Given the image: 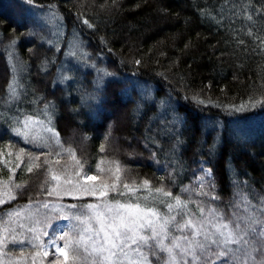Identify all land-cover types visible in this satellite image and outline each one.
<instances>
[{
    "label": "trees",
    "instance_id": "16d2710c",
    "mask_svg": "<svg viewBox=\"0 0 264 264\" xmlns=\"http://www.w3.org/2000/svg\"><path fill=\"white\" fill-rule=\"evenodd\" d=\"M11 1L18 6L0 0V177L4 181L12 175L9 169L20 163L17 155L27 161L29 154L50 151L30 142L32 136L50 135L41 125L31 126L26 141L14 136L6 121L37 115L45 103L54 102L53 124L59 139L64 148L70 145L75 150L89 175L114 179L119 161L122 182L141 184L147 179L152 188L164 186L173 195L182 185H190L195 201L204 198L195 195L194 174L207 161L204 167L213 170L220 197L212 206L228 217L243 212L241 196L232 183L236 180L251 203L259 205L264 196V0H33L32 5ZM31 6L59 14L65 34L56 38L43 26L32 28L25 16L21 19L20 13ZM73 33L85 43L82 51L87 56L82 63L115 73L101 87L100 106L84 104L89 94L96 93L94 68L75 63L71 71L65 70L68 79L58 82L66 56L70 60ZM125 80L147 82L154 97L171 98L172 108L183 120L178 126L183 143L175 156L170 150L176 138L167 131V121L175 113L165 114L163 106L135 111L129 97L119 94ZM17 81L21 98L9 103V85ZM241 105V111L234 110ZM237 128L247 134L238 135ZM214 139L217 148L210 154ZM51 152L41 155L37 163L43 165L48 159L56 170H71L74 161L67 153L55 145ZM26 169L27 163L21 164L13 181L23 183L27 191L0 205V211L27 205L30 197L49 199L39 187L47 178L46 166L32 173ZM141 194L146 190L141 189ZM64 202L75 203L70 197ZM189 207L198 211L195 203ZM18 231L22 238L23 230ZM33 251L25 245V254ZM53 258H45L44 264Z\"/></svg>",
    "mask_w": 264,
    "mask_h": 264
},
{
    "label": "snow or ice",
    "instance_id": "6c2138e0",
    "mask_svg": "<svg viewBox=\"0 0 264 264\" xmlns=\"http://www.w3.org/2000/svg\"><path fill=\"white\" fill-rule=\"evenodd\" d=\"M26 3L32 5L33 0H26ZM47 19H55L54 13L50 12ZM91 67L97 71V89L95 94L88 95L84 104L100 106L103 103L99 95L103 82L106 77H115V73L99 69L95 64ZM67 79L61 73L60 80ZM121 83L123 87L119 94L129 97V101L136 105L135 111L156 110L163 106L165 114L169 110L175 113L167 121L170 125L167 131L176 138L170 150L175 156L183 143L181 127H178L183 125V120L172 108L171 98L154 97L147 82L125 80ZM16 85L18 81L9 85V103L21 98ZM133 95L137 99L132 100ZM243 108L241 105L234 110L239 112ZM55 114V103L47 102L37 115H25L23 120L12 116L10 122L6 121L9 131L26 141L30 139L31 126L41 125L50 135L46 138L32 136L30 142L41 149L48 147L50 151L29 154L27 161L20 155L16 156L20 163L9 169L12 175L7 181L0 177V205L16 200L17 195L22 196L27 191L23 183L13 181L16 169L23 163H27L29 173L46 166L47 178L39 187L49 199L33 201L30 197L27 205L0 211V264H26L29 259L30 264H37L38 257L41 258L40 264H44V259L50 256L54 258L48 264H154L150 257L155 259V264H264V196L260 197L259 205L252 204L248 195L241 192L240 182L233 181L244 210L233 212L231 217L226 216L222 210L212 206L220 197L216 194L213 170L204 167L207 161H202L194 174L198 185L195 195L204 198L195 201L190 185H182L180 192L173 195L164 186L152 188L147 179L141 184L122 182L119 161L116 162L114 179L89 175L85 164L77 159L75 150L70 145L64 148L53 124ZM40 115L44 116L43 120L39 119ZM236 132L240 136L247 134L243 128H237ZM53 145L74 161L71 170H56L48 159L43 161V165L37 163L41 155L47 157L52 154ZM216 148L214 139L209 153ZM24 151L20 149L21 153ZM55 155L59 157L62 153L56 152ZM176 183L173 179L172 187ZM141 189L147 194L142 195ZM184 194H187V199L183 198ZM65 197L72 198L75 203L66 204ZM190 203H195L198 211H193ZM18 230H23L22 238ZM177 232L181 234L176 235ZM25 245L34 251L25 254ZM17 247L19 255H15Z\"/></svg>",
    "mask_w": 264,
    "mask_h": 264
},
{
    "label": "rangeland",
    "instance_id": "374dc122",
    "mask_svg": "<svg viewBox=\"0 0 264 264\" xmlns=\"http://www.w3.org/2000/svg\"><path fill=\"white\" fill-rule=\"evenodd\" d=\"M5 3H8V4L11 3L15 6H18L16 4V2L11 1V0H5ZM29 9L30 10L21 12L20 14H21V19H25V17H26L27 21L30 22L32 28L39 29L40 26L41 27L43 26L45 29H47L49 32H51L54 36H56V38H59L60 36L62 37L65 34L64 33L65 32V26H64L63 21L61 19V16L59 14H57L54 11L49 10V9H40V8H37L34 6H31ZM50 12L54 13L55 19H53V20L47 19ZM73 34H74V39H71L70 44H69L70 60H67V56H66V62L67 61L68 62L65 63L64 68H63L64 72L62 73L66 77H67V74L65 72L66 68H68V70H67L68 72L71 71V69L73 68V65L75 63H77L79 67L86 66V68H90V69H92L91 65L93 64V63H89V65L88 64L85 65V63H82L84 56L87 54L84 51H82V50H85V43L83 42L82 39H80V37L77 34H75V33H73ZM77 36L79 37V41L77 40ZM72 53H75V56H73ZM67 55H68V53H67ZM72 57L78 59V61L77 60L74 61L73 59H71ZM67 65H69V66H67ZM94 71H96V69H94ZM95 74H96V76L94 78V81H96V77H98L97 71ZM60 75H61V73H60ZM108 78L109 77H106L104 82ZM110 78L114 79L115 77H110ZM58 82H64V81H61L59 79Z\"/></svg>",
    "mask_w": 264,
    "mask_h": 264
}]
</instances>
